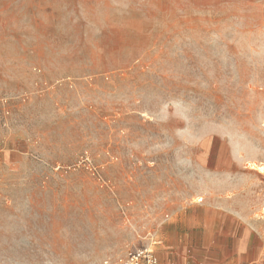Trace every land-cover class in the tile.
<instances>
[{
  "label": "rangeland",
  "instance_id": "rangeland-1",
  "mask_svg": "<svg viewBox=\"0 0 264 264\" xmlns=\"http://www.w3.org/2000/svg\"><path fill=\"white\" fill-rule=\"evenodd\" d=\"M260 168L264 0H0V264H264Z\"/></svg>",
  "mask_w": 264,
  "mask_h": 264
},
{
  "label": "built area",
  "instance_id": "built-area-1",
  "mask_svg": "<svg viewBox=\"0 0 264 264\" xmlns=\"http://www.w3.org/2000/svg\"><path fill=\"white\" fill-rule=\"evenodd\" d=\"M100 264H156V260L154 259L151 249L148 247H142L129 253L128 256L124 258L115 261L104 259Z\"/></svg>",
  "mask_w": 264,
  "mask_h": 264
},
{
  "label": "crops",
  "instance_id": "crops-1",
  "mask_svg": "<svg viewBox=\"0 0 264 264\" xmlns=\"http://www.w3.org/2000/svg\"><path fill=\"white\" fill-rule=\"evenodd\" d=\"M238 244H239V246H238ZM248 245L250 246V244L246 243L245 239L240 237L239 240L237 241L235 252L240 255L242 253L241 251L244 250L245 248H247ZM191 264H196V263H191ZM198 264H200V263H198Z\"/></svg>",
  "mask_w": 264,
  "mask_h": 264
},
{
  "label": "bare ground",
  "instance_id": "bare-ground-1",
  "mask_svg": "<svg viewBox=\"0 0 264 264\" xmlns=\"http://www.w3.org/2000/svg\"><path fill=\"white\" fill-rule=\"evenodd\" d=\"M260 169L264 170V168H260Z\"/></svg>",
  "mask_w": 264,
  "mask_h": 264
}]
</instances>
